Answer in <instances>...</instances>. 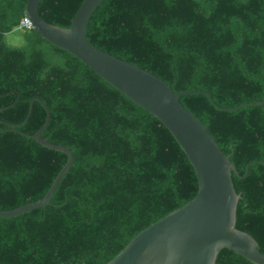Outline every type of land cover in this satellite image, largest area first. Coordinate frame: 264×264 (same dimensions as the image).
<instances>
[{"label": "trees", "instance_id": "obj_1", "mask_svg": "<svg viewBox=\"0 0 264 264\" xmlns=\"http://www.w3.org/2000/svg\"><path fill=\"white\" fill-rule=\"evenodd\" d=\"M27 0H0V211L44 197L73 163L51 203L0 218V264H107L137 234L191 201L197 179L158 120L35 31L17 30ZM84 0H41L40 16L68 28ZM22 37L19 46L10 34ZM86 40L156 76L236 167V228L264 254V0H103ZM18 94V95H17ZM253 162V163H252ZM251 163V164H250ZM248 167L247 173L246 168ZM215 264H252L221 250Z\"/></svg>", "mask_w": 264, "mask_h": 264}, {"label": "water", "instance_id": "obj_2", "mask_svg": "<svg viewBox=\"0 0 264 264\" xmlns=\"http://www.w3.org/2000/svg\"><path fill=\"white\" fill-rule=\"evenodd\" d=\"M40 1H26L25 12L31 23V30L48 43L72 55L158 120L182 149L197 179V193L191 201L137 234L107 264H215L218 253L223 249L236 253L252 264H264V254L258 250L256 240L236 228V210L240 199L232 182V173L238 174L236 167L223 155L200 122L182 106L179 97L192 93L203 94L217 109L223 111L262 105V102L222 109L206 92L174 93L156 76L88 43L85 36L88 21L103 0H84L68 28L47 23L38 12ZM35 102L45 110L46 119L36 133L25 136L46 149L62 153L67 161L42 199L13 210L0 211V218L3 219L49 205L73 163V154L69 149L41 137L50 121V112L40 100L32 99L29 102L28 113L22 124L6 125L12 130L23 125ZM247 171L248 167L245 172Z\"/></svg>", "mask_w": 264, "mask_h": 264}, {"label": "rangeland", "instance_id": "obj_3", "mask_svg": "<svg viewBox=\"0 0 264 264\" xmlns=\"http://www.w3.org/2000/svg\"><path fill=\"white\" fill-rule=\"evenodd\" d=\"M6 40L8 41L9 44L13 45V46H19L21 44L22 41V37L19 34H10L6 37Z\"/></svg>", "mask_w": 264, "mask_h": 264}, {"label": "built area", "instance_id": "obj_4", "mask_svg": "<svg viewBox=\"0 0 264 264\" xmlns=\"http://www.w3.org/2000/svg\"><path fill=\"white\" fill-rule=\"evenodd\" d=\"M17 30H19L21 32H26V31L31 30V23L26 16L20 21V24H19Z\"/></svg>", "mask_w": 264, "mask_h": 264}]
</instances>
